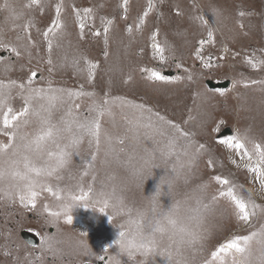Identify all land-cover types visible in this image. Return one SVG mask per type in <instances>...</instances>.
Listing matches in <instances>:
<instances>
[{
    "label": "rangeland",
    "instance_id": "obj_1",
    "mask_svg": "<svg viewBox=\"0 0 264 264\" xmlns=\"http://www.w3.org/2000/svg\"><path fill=\"white\" fill-rule=\"evenodd\" d=\"M151 3L153 7L149 9V0H128L126 5L124 0H39L29 7L31 0H0V40L23 50L28 44L26 38L31 37L35 45L30 57L27 54L17 57L0 48V55L10 53L0 57V81L28 84L27 77L35 71L39 75L30 87L57 90L52 95L62 91L63 98L54 101L52 108L51 118L56 124L70 119L69 108L73 117L91 119L97 115L95 105L102 99L108 101L111 113L98 117L99 151L94 142L90 143L92 138L85 137L69 166L52 176L34 177L37 180L34 190L38 193L35 207L20 200V195L27 196L28 191L24 187L26 182L18 180L0 182V192L10 193L4 205L10 208L9 218L12 212L25 214V208L44 214L48 213L45 206L47 210L55 207L60 215L49 213V218L57 217L54 231L65 239L56 237L62 243L53 247L61 250L66 259L80 261L78 258L90 256L91 252L93 259L108 256L117 245L116 261L111 259L112 263L166 264L167 255L161 254L166 253L164 248L146 256L136 253L130 260L127 253L119 252L116 241L123 231L125 240L139 242L135 225L130 221L138 219L137 211L151 205L150 197L166 173L161 163L162 152L174 140L178 149L187 146L189 157H194L188 165L187 179L181 184V194L186 197L204 186L202 198L194 199L191 207L195 231L202 232L204 237L192 249L194 264H233L234 252L221 254L215 260L212 253L236 238L243 245L245 236L261 233L264 228V188L255 179V173L248 170L260 166L254 145L264 147V0H151ZM57 4H62V27L49 34L50 52L42 32L55 18ZM73 7L85 25L83 32L77 26ZM85 8L91 9V14L85 15ZM109 20L111 24L107 23ZM96 32L100 35H95ZM153 34L155 40L151 38ZM153 44L163 49V61ZM93 64L95 68L91 67ZM5 66L11 68L6 74ZM153 71L161 75L171 71L173 77H166L168 82L156 81L151 75ZM205 80L215 83L225 80L230 85L224 91H211L205 87ZM67 93H72L71 98ZM8 104L14 110L21 107L19 88L11 90ZM36 127L33 121L23 131L32 135ZM224 129H230L232 135L219 137ZM6 131L0 124V145L9 143ZM105 133L112 137L110 150L104 143ZM232 137L245 144L251 161L219 143ZM69 139L65 134L59 141L60 147ZM46 148L54 156L58 154L55 143L48 142ZM28 155L38 166L48 161L46 155L40 160L32 153ZM7 158L0 157V161ZM19 169L23 171L22 163ZM216 176L229 180L238 195L259 206L251 225H244L237 218V210L228 198L218 196L219 190H226L227 186L217 184ZM46 187L52 193L45 191ZM57 192L60 200L54 195ZM84 192L88 193L87 200L75 202L69 213L62 211V204L73 203L67 199L69 194ZM117 197L125 205L119 213L114 208ZM160 200L164 208L171 202L166 195ZM203 204H208L210 211L204 210ZM68 215L72 216L71 223L67 222ZM5 223L8 222H4V229L15 230L13 223H9L10 227ZM256 239L250 242L251 248L259 246ZM44 244L39 250L45 258L49 249H44ZM18 255L22 257L18 259ZM36 257L32 251L19 248L11 256L5 254L0 264L7 259H15L7 264H27Z\"/></svg>",
    "mask_w": 264,
    "mask_h": 264
},
{
    "label": "snow or ice",
    "instance_id": "obj_2",
    "mask_svg": "<svg viewBox=\"0 0 264 264\" xmlns=\"http://www.w3.org/2000/svg\"><path fill=\"white\" fill-rule=\"evenodd\" d=\"M39 0H31L32 5H37ZM128 0H124V4L126 5ZM153 4L151 0H149L148 8H152ZM62 4H57L55 6V18L51 20L50 26L47 27L46 31L42 32V35L46 41H48V49L51 52L52 50V42L48 40L49 34L53 33L54 30L61 29L62 24L60 21ZM73 11L77 16V26L81 32L84 31L85 25L80 22V13L75 7H73ZM92 10L89 8L84 9L85 15L91 14ZM148 15V11L143 13V16L146 17ZM243 15V13H241ZM108 24H111L112 21H107ZM140 23H143V17L141 18ZM140 25L137 24V28ZM107 27L104 28V32L107 33ZM129 31L131 29L129 28ZM95 35L99 36L100 33L96 32ZM209 39L212 37V33H208ZM155 40V34L151 37ZM18 40L21 37H17ZM28 40V44L23 46V50L18 48L15 45L5 44L2 40H0V48H3L5 51H9L15 53L17 57L23 56L27 54L29 57L31 56V48L35 45L32 43L31 37L26 38ZM153 49L159 54V58L161 61L164 60L163 49L158 44L152 45ZM48 63H52L51 60ZM77 62H73L74 66ZM87 63V61H85ZM92 68L96 66L91 65ZM179 67V65H178ZM3 71L5 74L11 71L10 66H5ZM38 73L33 71L30 76L27 77L28 84L20 83L17 84L15 80H10L8 83H4L0 81V124H2L3 128L6 131V135L8 136L9 143L5 145H0V157H8L7 159L0 161V182L8 181V180H18L25 181V188L28 191V195H20V200L24 202L27 200V203L32 207H35L36 196L38 193L34 190L37 187V180L34 177L41 176H52L53 174L59 172L60 170L66 168L71 164V158L74 154H78V146L82 142L85 137H91L92 140L90 143L95 144L97 151H99L100 143H101V123L99 120V116L111 115L108 110V101L106 99H102L99 103L95 105V110L97 111V115L92 117L91 119L85 118L84 120H80L76 117L72 116L71 109L68 110V116L70 119L62 120L60 124L53 123L52 121V108L54 107V101L61 100L63 98L64 93L62 91L59 92L58 95H52L50 93H56L57 90L54 89H43V88H34L29 85L31 82L38 78ZM152 77L156 81H164L168 82L167 78L164 75H161L159 72L153 71L151 73ZM191 77H189L190 79ZM179 79V78H177ZM13 88H19L21 97L23 99V104L19 109H13L12 106L8 104V100L11 97V90ZM67 96L71 98L72 93H67ZM43 101V103H41ZM35 121L37 125L34 133L29 135L27 132L23 131L25 127L31 126L32 122ZM68 134L70 136L69 142L63 147H60L59 141L64 138V135ZM245 140L247 137L244 138ZM48 142L55 143L59 149L58 154L54 156L53 152L47 150L46 145ZM122 142V141H121ZM104 143L111 149L112 137L105 133L104 134ZM220 144L226 145L229 149H233L243 157H246L249 161L252 160V155L247 151L245 144L238 140L236 137L229 138L227 140H220ZM202 147V146H201ZM255 155L258 157V164L260 166L251 167L248 170L252 173H255V179L259 181L261 188H264V147L260 144H255ZM28 153H32L37 157V160L42 159L43 155L48 157V161L40 164L34 162ZM188 154V147L184 146L182 152L180 149L176 147L175 141L170 140L167 145V151L162 152V157L164 159H168L169 157L175 156V163L173 164V171H176V166L179 165L180 168H183L184 165L180 161V155ZM192 159L190 158L188 161V165L191 164ZM54 160V162H53ZM23 165V171H20L19 165ZM58 179L60 177H57ZM215 181L217 184L227 186L225 188H221L218 192V196L221 198H228L231 203L235 206L236 216L237 218L243 222L244 225H251L253 217L256 216V209L259 207L255 202L248 199L247 201L243 199L240 195H238V190L234 187L230 186V181L227 179H221L219 176L215 177ZM168 183V188L165 192L162 193L161 186L158 185L155 190V195L150 197V203L152 205V211L155 213L159 208V200L158 198L163 194H168L171 191V182L168 178L161 179V185ZM204 186H201V192H203ZM45 191L52 193L51 188H45ZM91 190V189H90ZM19 188L17 189V193H19ZM5 195H10V193H5ZM57 200H60L61 197L59 193L54 194ZM67 199H70L73 203H64L61 205L62 211L65 213L71 212L72 208L75 206V202L84 201L88 199V193L84 192L81 195H73L69 194ZM213 201L217 199V197L212 198ZM198 203H202L198 201ZM107 201L104 202V207H107ZM125 207L123 199L117 197L116 204L114 205L115 210L119 213ZM175 207H179V201L176 202ZM47 210V206H45ZM204 210H209L210 207L208 204H203ZM199 214L200 209L196 210ZM50 215L59 216L60 212H50ZM137 220L130 221L131 224L135 225V233L136 236L139 237V242L133 243L131 240H125V232L121 231L119 233L120 240L117 241V244L120 246L121 251L123 253H127L129 259H133L136 253H140L142 255H147L148 253H155L157 249L156 242L153 238V235L144 236V231H147L150 234L155 233H163L165 229L159 223L156 222L155 226H153L149 221L146 220L145 213L141 211H137ZM164 218L167 220L169 225L175 226V220L171 218L170 215H165ZM143 220L144 223L141 224L140 221ZM67 222H72V216H67ZM180 232L184 233L187 237V240L184 241L183 238L181 242H186L189 246L194 247L198 244L204 237L203 233L199 231H190L185 228H181ZM256 239V243L261 245V254L264 256V228H262L261 233L253 232L250 236H245L243 238V245L240 242L239 238L230 240L226 244L222 245L216 251L212 253V257L215 260L221 254L228 255L230 253H235L236 256L240 257V259H236V256L233 257V264H244L247 260V253L249 252L251 246L250 242ZM145 241H147L145 243ZM151 245V247H149ZM172 244L170 243L168 246V250L166 253H161L167 255V259L169 261L172 260L174 253L171 251ZM176 255L179 254V246L176 247ZM119 264V261L116 262ZM143 264V262H141ZM176 264H180L179 261Z\"/></svg>",
    "mask_w": 264,
    "mask_h": 264
},
{
    "label": "clouds",
    "instance_id": "obj_3",
    "mask_svg": "<svg viewBox=\"0 0 264 264\" xmlns=\"http://www.w3.org/2000/svg\"><path fill=\"white\" fill-rule=\"evenodd\" d=\"M180 151L182 152V150ZM189 160L190 157L188 154L180 155V161L184 167L180 168L179 165H177L176 171H173L175 159L169 160L162 158L161 163L165 166L166 173L160 178L157 186H161V191L163 193L167 190L168 183L161 185V179L168 178V180H170L172 185L170 193L163 194L161 196L166 195L170 198L171 202L167 208H164L161 204L160 196L158 198L159 208L155 213L152 211V205L148 208L140 210L145 213L146 220L153 226H155L156 222L159 221L165 229L163 233H148V235H153L157 248H164L167 251L169 244H172L171 251L174 255L171 261L168 259L166 260V264H176L177 261H179L180 264H194V259L191 256L193 247L189 246L186 242H181L182 238L186 241L187 237L184 233L180 232L181 228L195 232L196 225L192 223L193 218L191 214L192 201L194 199H200L203 196V193L198 189L187 194L186 197L180 192L182 182L187 179ZM153 195H155V192L151 196ZM177 201H179V207H175ZM165 215H170L171 218L175 220V226L168 224L167 220L164 218ZM177 245L179 246L178 255L175 254ZM244 264H264V256L261 254V245L250 248L247 253V260Z\"/></svg>",
    "mask_w": 264,
    "mask_h": 264
},
{
    "label": "flooded vegetation",
    "instance_id": "obj_4",
    "mask_svg": "<svg viewBox=\"0 0 264 264\" xmlns=\"http://www.w3.org/2000/svg\"><path fill=\"white\" fill-rule=\"evenodd\" d=\"M7 199H8V195H5V193L0 192V259H2V257L5 254H8L9 256H11V252H15L16 249L20 248L22 250V248L19 247L18 244H16V242L13 241V240H18L19 238H21L20 233L22 231H27L29 236L35 235L37 237L36 240L39 244L34 249L29 248L28 246H26L24 244V247L29 249L33 253H35V254L37 253L39 245H41L42 242L46 241L45 242V243H47L46 246L50 247L53 244V242L47 241L49 239L42 237V235L45 233V231L47 229L45 226H43V227L32 226V225L26 223V219L28 217H25L23 213H16V212H12L10 214V218L12 217V222H10L8 212H11V211H9V208H7L4 205V203H5L4 200L7 201ZM2 201H3V203H2ZM2 212L4 213L3 218L1 217ZM4 222H8L5 224L9 227H10L9 223L10 224L13 223V224H11L12 229L14 228L15 230L4 229L3 228ZM19 252L21 254V251H19ZM13 256H15V255H13ZM13 256H12V258H13ZM18 256L22 257L21 255H18ZM13 261H15V259H7L6 263H3V264L11 263ZM66 262H67V260H60L58 258L45 257V259H36L34 262L31 260L27 264H66ZM83 264H110V263H109L108 259H88Z\"/></svg>",
    "mask_w": 264,
    "mask_h": 264
},
{
    "label": "water",
    "instance_id": "obj_5",
    "mask_svg": "<svg viewBox=\"0 0 264 264\" xmlns=\"http://www.w3.org/2000/svg\"><path fill=\"white\" fill-rule=\"evenodd\" d=\"M207 85L210 87V88H221L223 87L224 85L222 84H212L210 82H207ZM227 132V131H226ZM228 133V132H227Z\"/></svg>",
    "mask_w": 264,
    "mask_h": 264
}]
</instances>
